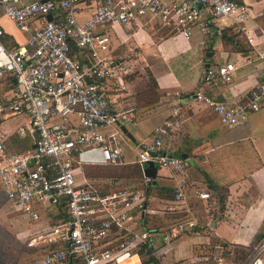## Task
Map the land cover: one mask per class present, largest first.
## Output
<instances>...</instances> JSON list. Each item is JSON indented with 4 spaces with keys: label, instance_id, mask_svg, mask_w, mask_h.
I'll use <instances>...</instances> for the list:
<instances>
[{
    "label": "built area",
    "instance_id": "obj_1",
    "mask_svg": "<svg viewBox=\"0 0 264 264\" xmlns=\"http://www.w3.org/2000/svg\"><path fill=\"white\" fill-rule=\"evenodd\" d=\"M2 15L31 32L25 43L9 44L0 21V79L10 76L16 85L12 96L0 93V121L27 116L17 133L36 143L14 150L0 130V189L6 202L29 219L30 264H122L135 256L139 264H158L152 260L154 248L192 230L196 221L181 217L164 230L150 226L175 204L161 210L150 204L154 178L144 169L139 182L85 171L86 166L119 165L127 156L129 137L120 126L132 115L116 109L110 95L124 85L115 73L106 28L119 23L191 36L228 17L264 64V50L244 25L248 5L242 0H0ZM238 69L233 61L205 66L194 93L228 128L246 124L264 102V69L246 99L228 102L207 94L204 87L228 86ZM184 101L181 97L148 140L137 145L133 162L154 161L176 175L184 172L186 159L170 152L167 142L182 125ZM186 186L181 177L176 200L185 198ZM194 192L212 197L198 188ZM218 263L225 261L218 258ZM241 264H264V237Z\"/></svg>",
    "mask_w": 264,
    "mask_h": 264
},
{
    "label": "crops",
    "instance_id": "obj_2",
    "mask_svg": "<svg viewBox=\"0 0 264 264\" xmlns=\"http://www.w3.org/2000/svg\"><path fill=\"white\" fill-rule=\"evenodd\" d=\"M242 1L248 5L246 30L254 37L255 46L264 50V0ZM0 21L9 44H23L30 36V31L21 30L7 16L2 15ZM235 28L228 17L219 18L209 31L197 29L191 36L119 23L106 28L112 37L110 55L116 63L115 73L123 78L124 85L123 89L111 90L110 95L116 109L130 110L132 119L125 125L136 139L128 138L125 162L114 166L137 167L142 175L150 163L141 166L133 162L135 148L148 140L181 97L185 99L182 125L167 142L170 152L186 159L187 167L176 175L154 162L157 173L149 190L152 206L161 210L166 203L175 204L173 211L158 216L150 226L158 224L164 230L167 220L181 217L197 223L171 246L173 252L190 247L191 255L172 264H219L218 258H223L225 264H241L244 259H230L228 253L235 256V246L253 248L264 237V102L260 110L251 113L246 124L228 128L211 106L194 97L202 70L208 65L226 61L239 65L228 86L204 87L208 95L218 100L246 99L260 80L264 64L245 35L235 33ZM15 92L10 76L0 79L1 94L12 96ZM11 119L15 124L0 121V128L6 132L12 149L16 150L18 142L34 144L33 139H23L17 133L20 125L27 124V116ZM12 136L18 142L13 143ZM27 145L24 150L29 148ZM117 176L132 181L126 175ZM181 177L187 179V186L185 198L178 201L175 190ZM196 188L210 192L212 197L202 198L194 192ZM162 248H154L155 258L166 264Z\"/></svg>",
    "mask_w": 264,
    "mask_h": 264
},
{
    "label": "rangeland",
    "instance_id": "obj_3",
    "mask_svg": "<svg viewBox=\"0 0 264 264\" xmlns=\"http://www.w3.org/2000/svg\"><path fill=\"white\" fill-rule=\"evenodd\" d=\"M135 75L137 76V73ZM4 122H8V124H15V121H12L11 118L9 121L2 120V124ZM28 138L31 139L30 137ZM11 139L14 140L13 143L18 142L16 136H12ZM18 143L19 144H17L15 149L23 151L26 148L27 144H23L21 142ZM27 147H29V145H27ZM80 171L81 168H76V172L78 173V181H83ZM85 171L91 177L126 175L132 181L139 182L141 180L140 170L137 167L86 166ZM151 196L154 197L155 194L152 193ZM155 219L154 221H157ZM166 222L168 224L170 223V221L168 220ZM30 227L31 226L29 219H27L23 215L21 210L10 206V204L6 202L5 196L0 189V264H30L31 248L28 246L29 240H27ZM177 243H179V240L174 239L171 243L164 245V248H162V250L160 251L161 253L166 252V264H172L175 261H182L183 259L189 257V255H191L190 247H188L187 249H184V247H180L179 250L173 252L171 250V246H174ZM252 249V247L241 248L235 246L233 248V250H235V256H231L228 253V257L235 260L240 258H242V260H245Z\"/></svg>",
    "mask_w": 264,
    "mask_h": 264
},
{
    "label": "water",
    "instance_id": "obj_4",
    "mask_svg": "<svg viewBox=\"0 0 264 264\" xmlns=\"http://www.w3.org/2000/svg\"><path fill=\"white\" fill-rule=\"evenodd\" d=\"M49 19L52 18L51 15L48 16ZM121 129L122 131L130 138L132 139L133 141H135V137L133 136V134L128 130V128L126 127L125 124H121ZM34 137L37 139L38 138V132H34ZM34 146H36V143H34ZM150 166L145 168V173L146 175L148 176H151V177H155L156 176V173H157V166L156 164L154 163V161H150Z\"/></svg>",
    "mask_w": 264,
    "mask_h": 264
},
{
    "label": "bare ground",
    "instance_id": "obj_5",
    "mask_svg": "<svg viewBox=\"0 0 264 264\" xmlns=\"http://www.w3.org/2000/svg\"><path fill=\"white\" fill-rule=\"evenodd\" d=\"M140 262H139V259H138V257L137 256H135V257H133V258H131V259H129V260H126L124 263H122V264H139Z\"/></svg>",
    "mask_w": 264,
    "mask_h": 264
},
{
    "label": "trees",
    "instance_id": "obj_6",
    "mask_svg": "<svg viewBox=\"0 0 264 264\" xmlns=\"http://www.w3.org/2000/svg\"><path fill=\"white\" fill-rule=\"evenodd\" d=\"M150 251H152V250H150ZM152 260H154V261H156L158 264H160V262L158 261L157 258H155V256H152Z\"/></svg>",
    "mask_w": 264,
    "mask_h": 264
}]
</instances>
